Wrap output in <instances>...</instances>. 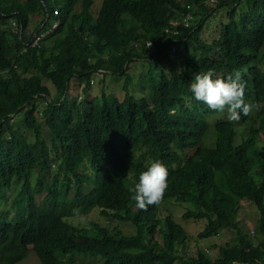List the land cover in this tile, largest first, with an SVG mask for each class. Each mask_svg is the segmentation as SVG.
<instances>
[{"label": "trees", "instance_id": "obj_1", "mask_svg": "<svg viewBox=\"0 0 264 264\" xmlns=\"http://www.w3.org/2000/svg\"><path fill=\"white\" fill-rule=\"evenodd\" d=\"M34 34L44 37L32 46ZM135 61L147 73L133 81ZM237 69L252 110L229 122L190 85ZM97 74L122 77L123 98L106 83L94 96ZM154 160L168 188L145 211L129 188ZM173 201L204 221L199 238L232 229L236 243L215 259L186 255L187 232L160 206ZM244 201L264 235V0H0V264L32 249L38 264H264V241L255 247L239 228ZM96 209L135 233L71 224Z\"/></svg>", "mask_w": 264, "mask_h": 264}, {"label": "rangeland", "instance_id": "obj_2", "mask_svg": "<svg viewBox=\"0 0 264 264\" xmlns=\"http://www.w3.org/2000/svg\"><path fill=\"white\" fill-rule=\"evenodd\" d=\"M191 8L192 10L198 9L197 7H191ZM221 19L225 20V16L224 15L222 16L221 13H218V15H214L208 20V23L201 35L205 41H209L217 37V34H218L217 31L219 30L221 26L219 20ZM36 20L37 18L34 19L33 23H31V26L29 27L27 32L29 31L31 33L36 28V26L39 23V21L36 22ZM11 25L13 28H15V24L13 22H11ZM55 25H56V22L52 24V27ZM46 31L48 33L50 32L49 29H47ZM175 47H176L175 45H172L171 49L174 50ZM141 61L133 62L130 65L129 72L132 74L147 73L145 70H143V67H141V63H140ZM102 77L105 78L104 81ZM93 80L96 81L94 83L93 90L91 91V93L94 94V96L98 94L99 89L103 88L106 83L107 87L104 89L107 92H112L113 94H116V96H118L119 98H123L124 89H123V78L122 77L120 78L118 76L116 78H112V76H109V74L105 76L97 74V75H94ZM135 80H136V74H134L133 76V81ZM44 84H46L48 88L51 89L52 91H56L53 84L50 81H44ZM217 120H218V117L212 118L211 124H214ZM183 205H186V204H183ZM160 206L167 210V211L163 210V212L170 213L174 217V219L184 227L185 231L187 232L189 239L187 241L186 248H185L186 255L196 256L198 252L202 251V252H205L207 255H209L212 259H215L218 257V251L221 245H224L226 243H229V244L236 243L237 230L227 229L221 232L219 235L201 239L199 238V234L202 232L205 226V223L203 220H200V221H196L194 219L186 220L183 217V215L187 213L188 210L186 209L185 206H181L174 201L168 202V203H162V205ZM98 211L99 210L96 209L88 214L77 213L75 216L69 219H70L71 224L73 223L77 226L78 225L87 226L89 222H96V223H100L102 226H107L109 228L119 226L126 235H133L135 233V230L131 224L105 219L98 214ZM258 215H259L258 211L255 208L254 204L248 201H244L242 203V208L240 210V213L237 219V221H239L240 231L248 235L249 239L253 242V245L255 247H260L261 243L264 241V235L257 233ZM11 219L12 218H9V220ZM81 259L82 258L79 257L77 258L76 262L67 261V264H86V263H82ZM24 260H25L24 264H38L37 258L35 254L33 253H31L27 257V259H24ZM94 264H97V263L95 262Z\"/></svg>", "mask_w": 264, "mask_h": 264}, {"label": "clouds", "instance_id": "obj_3", "mask_svg": "<svg viewBox=\"0 0 264 264\" xmlns=\"http://www.w3.org/2000/svg\"><path fill=\"white\" fill-rule=\"evenodd\" d=\"M151 46L152 44L148 48ZM214 75L213 70L196 74L190 91L197 101L204 102L210 109L221 113L226 110L229 122H239L241 114L247 116L252 110V105L245 101L246 84L242 73L238 69L234 70L227 79L214 78ZM168 175V168L162 161H152L147 170L139 175L138 182L129 188V191L134 193L132 199L136 207L147 211L149 206L159 204L168 188ZM31 253L34 254L33 249ZM24 262L22 259L18 264Z\"/></svg>", "mask_w": 264, "mask_h": 264}, {"label": "bare ground", "instance_id": "obj_4", "mask_svg": "<svg viewBox=\"0 0 264 264\" xmlns=\"http://www.w3.org/2000/svg\"><path fill=\"white\" fill-rule=\"evenodd\" d=\"M211 4H215V0H211ZM193 12V11H192ZM189 15V14H188ZM187 16V15H186ZM190 16V15H189ZM188 21H187V25L189 24L190 18H194L193 13H191L190 17H187ZM186 19V18H185ZM15 24V22H13ZM16 25V24H15ZM44 25V24H43ZM43 25L41 26V28L43 27ZM39 29L38 32L40 33L42 29ZM167 33L169 32V30H166ZM44 37V34H34L33 36V43L32 46L38 45L39 41ZM149 43V42H148ZM170 43V42H169ZM168 43V44H169ZM171 51L175 52L174 50L171 49Z\"/></svg>", "mask_w": 264, "mask_h": 264}]
</instances>
